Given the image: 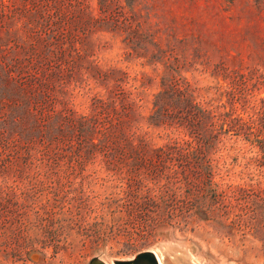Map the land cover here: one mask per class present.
Here are the masks:
<instances>
[{"label":"rangeland","instance_id":"rangeland-1","mask_svg":"<svg viewBox=\"0 0 264 264\" xmlns=\"http://www.w3.org/2000/svg\"><path fill=\"white\" fill-rule=\"evenodd\" d=\"M87 4L98 15L96 0ZM119 5L130 26L79 32L77 77L55 109L89 116L112 85L100 78L120 77L131 102L126 137L97 127L65 145L36 139L28 151L0 154V264L110 263L163 245L173 248L161 253L164 264H180L181 253L198 264H264V225L255 232L258 211L234 192L264 188V0ZM163 79L209 110L197 134L173 98L152 119ZM177 153L202 167L198 180L170 175ZM188 200L203 205L204 221L166 217L167 203ZM152 205L146 216L141 206Z\"/></svg>","mask_w":264,"mask_h":264},{"label":"trees","instance_id":"trees-1","mask_svg":"<svg viewBox=\"0 0 264 264\" xmlns=\"http://www.w3.org/2000/svg\"><path fill=\"white\" fill-rule=\"evenodd\" d=\"M89 1L0 0V154L28 151L36 139L46 147L54 141L65 145L74 135L87 137L97 127L105 138L126 137L123 126L131 118V102L127 100L129 93L121 87L120 77L100 78L105 84L112 81V85L106 98L94 97L95 106L89 116L77 117L64 107L55 109V104L61 102L58 95L65 92L64 85L77 77L80 65L74 66L77 61L73 55H78L75 45L82 39L79 32L109 23L115 28L130 26L120 0H96V16L91 13ZM167 82L163 79L165 89L155 96L152 119L160 120L166 99L173 98L169 106L182 109L179 111L185 113L183 119L197 134L201 121L210 118L209 110L192 103L186 87ZM161 154L160 149L155 151L157 157ZM175 160L177 167L170 175L179 174L190 182L202 175V167L184 155L177 153ZM234 192L239 193L247 208L255 214L258 211L259 220L251 224L258 231L264 225V188L238 187ZM141 207L145 215L159 208ZM164 209L169 220L184 226L206 219L203 205L193 200L183 204L169 202ZM261 252L264 255V240Z\"/></svg>","mask_w":264,"mask_h":264},{"label":"water","instance_id":"water-1","mask_svg":"<svg viewBox=\"0 0 264 264\" xmlns=\"http://www.w3.org/2000/svg\"><path fill=\"white\" fill-rule=\"evenodd\" d=\"M87 264H110L97 257L91 258ZM111 264H159L156 260L153 249L142 251L134 255L132 258L124 260H112Z\"/></svg>","mask_w":264,"mask_h":264},{"label":"bare ground","instance_id":"bare-ground-1","mask_svg":"<svg viewBox=\"0 0 264 264\" xmlns=\"http://www.w3.org/2000/svg\"><path fill=\"white\" fill-rule=\"evenodd\" d=\"M155 256H156V260L159 264H164L162 262V256L161 253L162 252H171L173 251V248L171 246L168 245H163L161 250H155L153 249ZM192 258H190V256H188L187 254L181 253L179 255L176 256V260L180 262V264H198L195 260H191ZM111 264V262H110ZM172 264V263H171ZM176 264V263H174ZM178 264V263H177Z\"/></svg>","mask_w":264,"mask_h":264}]
</instances>
